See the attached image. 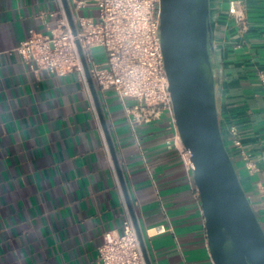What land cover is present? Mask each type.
Wrapping results in <instances>:
<instances>
[{
  "label": "crops",
  "instance_id": "1",
  "mask_svg": "<svg viewBox=\"0 0 264 264\" xmlns=\"http://www.w3.org/2000/svg\"><path fill=\"white\" fill-rule=\"evenodd\" d=\"M66 1L74 23L98 18L91 0ZM244 5L243 26L226 0L218 3L217 101L249 155L233 149L264 227V0ZM62 17L69 22L63 0H0V264H98L104 233L120 231L130 214L88 80L36 72L17 51L31 30L51 33ZM95 88L151 264H215L171 114L140 126L138 144L124 112L122 128L107 93ZM167 216L177 241L169 231L147 233Z\"/></svg>",
  "mask_w": 264,
  "mask_h": 264
},
{
  "label": "water",
  "instance_id": "2",
  "mask_svg": "<svg viewBox=\"0 0 264 264\" xmlns=\"http://www.w3.org/2000/svg\"><path fill=\"white\" fill-rule=\"evenodd\" d=\"M74 34L76 25L63 0ZM219 0H160V38L168 91L180 139L194 164L215 264H264V227L244 190L228 141V125L218 112V75L222 45L214 41ZM81 60L104 128L126 202L143 251L151 264L112 143L89 66Z\"/></svg>",
  "mask_w": 264,
  "mask_h": 264
},
{
  "label": "built area",
  "instance_id": "3",
  "mask_svg": "<svg viewBox=\"0 0 264 264\" xmlns=\"http://www.w3.org/2000/svg\"><path fill=\"white\" fill-rule=\"evenodd\" d=\"M91 1L98 9V18L79 16L75 21L76 34L62 17L58 20L61 27L51 33L31 30L30 35L17 47L18 53L36 72L46 70L57 75L76 72L87 82L79 43L95 85L104 97L107 90H114L138 144L140 126L161 119L165 111L171 114V122L180 140L167 88L168 79L161 47L160 0ZM226 1L228 14L237 24L244 26V0ZM86 3L87 0H78L77 6L84 7ZM96 48L103 50L99 60L94 55ZM127 99H131L132 104ZM228 141L232 151L237 148L244 159L248 160L249 155L242 149L235 126L228 125ZM180 152L186 169L194 179V164L190 156L184 147ZM249 168L253 169L252 166ZM168 231L174 234L177 241L174 226L168 216L167 223L147 229L149 236ZM98 264H145L130 214L124 219L120 231L104 233L98 248Z\"/></svg>",
  "mask_w": 264,
  "mask_h": 264
},
{
  "label": "rangeland",
  "instance_id": "4",
  "mask_svg": "<svg viewBox=\"0 0 264 264\" xmlns=\"http://www.w3.org/2000/svg\"><path fill=\"white\" fill-rule=\"evenodd\" d=\"M103 50L101 48H96L95 51H94V55H95V58L97 60L100 59V56H102L103 54ZM107 93V96H108V100H109V103L114 107V113H115V117L116 119H118V125H122V126H119V127H122L124 128V122L121 121L123 118H120V117H123V108H122V105L120 103V101L118 100V97L116 96L115 92L113 89H109L106 91ZM128 103L129 104H132V100L131 99H127Z\"/></svg>",
  "mask_w": 264,
  "mask_h": 264
},
{
  "label": "trees",
  "instance_id": "5",
  "mask_svg": "<svg viewBox=\"0 0 264 264\" xmlns=\"http://www.w3.org/2000/svg\"><path fill=\"white\" fill-rule=\"evenodd\" d=\"M232 152H233V160H234L235 166H236L237 171H238V166H237V163H236L235 158H234V156H235V151H232Z\"/></svg>",
  "mask_w": 264,
  "mask_h": 264
}]
</instances>
